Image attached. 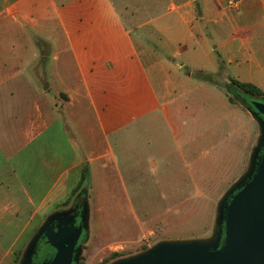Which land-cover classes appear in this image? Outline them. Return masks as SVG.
Returning <instances> with one entry per match:
<instances>
[{"label":"crops","instance_id":"obj_1","mask_svg":"<svg viewBox=\"0 0 264 264\" xmlns=\"http://www.w3.org/2000/svg\"><path fill=\"white\" fill-rule=\"evenodd\" d=\"M221 68L264 94V0H0V264L68 209L86 168L76 197L118 230L149 209L125 210L128 187L194 202L243 170L258 137L246 108L226 95V130L191 122L223 89L195 74Z\"/></svg>","mask_w":264,"mask_h":264},{"label":"water","instance_id":"obj_2","mask_svg":"<svg viewBox=\"0 0 264 264\" xmlns=\"http://www.w3.org/2000/svg\"><path fill=\"white\" fill-rule=\"evenodd\" d=\"M251 105L247 110L259 126L258 137L246 172L217 205L212 236L164 240L109 264H264V97ZM89 221L87 201L51 215L18 264H38L34 258L41 240L55 251L41 264H79L84 249L80 241L88 234Z\"/></svg>","mask_w":264,"mask_h":264},{"label":"rangeland","instance_id":"obj_3","mask_svg":"<svg viewBox=\"0 0 264 264\" xmlns=\"http://www.w3.org/2000/svg\"><path fill=\"white\" fill-rule=\"evenodd\" d=\"M224 73V70L221 68V72L215 76L218 82L222 83L227 80ZM220 95L221 97H218L216 102H212L209 107L199 108V112L195 113L191 119L192 124L195 117L202 118L201 116L210 118L211 122L214 114L215 121L218 124H222V126L226 125L227 129V92L224 88L221 90ZM198 126L195 130H198ZM254 126L258 131L259 126L256 122H254ZM226 129L224 128V130ZM250 157L251 152L243 170L227 171L226 173L223 172L221 177L217 176L213 183L217 186L214 194H212V188H198L200 197L198 201L194 202L185 201L184 203L165 204L161 200L164 188L152 187L149 188L151 189L150 192L146 188V192L143 191V194H140L139 192H134L136 188L128 187L131 202L124 203L125 210L132 212L134 208L138 211L144 208L149 209L145 210L144 216L138 221L139 223L135 222L134 225L125 224L119 228L120 231L118 230V222L120 220L108 218L106 214L96 213L94 210L91 211L92 203L87 201L90 214L89 231L79 264H102L104 260H109L114 253L124 255L125 257L135 255L144 251L145 248H151L164 240L206 239L211 237L217 205L231 186L246 172ZM86 183H84L83 189H85V185L88 186ZM122 191H124V188ZM191 193L197 194V189L191 191L185 190L184 198L186 199V197L191 196ZM73 199V202L67 208L75 205L76 198L73 197ZM141 200L145 202H140ZM92 205L94 206V204ZM176 207L180 209H176ZM63 209H66V207L61 210ZM133 232L136 233V237L137 234H140L136 240H134V235H132ZM83 235L85 237L86 233ZM43 250L39 253L40 255L43 254Z\"/></svg>","mask_w":264,"mask_h":264},{"label":"trees","instance_id":"obj_4","mask_svg":"<svg viewBox=\"0 0 264 264\" xmlns=\"http://www.w3.org/2000/svg\"><path fill=\"white\" fill-rule=\"evenodd\" d=\"M195 78L221 85V87H223L225 89V91L227 92L229 100L232 103L239 104L246 109H248L252 106L251 105L252 100H261L264 97L263 92L257 86L250 84V83H242V82L235 80L233 78H227L226 81L220 83L216 80L215 76H213L211 74L204 73V72L196 73ZM88 177H89V171L86 168V170L83 173L81 185L77 188L75 194L73 195V197L76 198L75 203L81 202L80 198L76 197L80 191H82L83 194H85V192L86 193L89 192L88 186H85L84 187L85 189H83V185H84V183H86L88 181ZM73 197L68 203L65 204V207L69 206L73 202V200H74ZM87 198H89V197H87ZM87 238H88V234H87ZM146 249L147 248H145L144 250H146ZM42 250H43V254L40 255L39 253L42 252ZM54 254H55L54 249H52L50 246H48L44 240H41L39 243V247H38V253L35 256L34 261L38 264H41L43 261L51 260L52 257L54 256ZM21 256H22V253H20L18 255V262L20 261ZM122 257H125V256L121 255V254L114 253L109 258V260L108 259L104 260L103 263L107 264L110 261H113V260H116V259H119Z\"/></svg>","mask_w":264,"mask_h":264},{"label":"flooded vegetation","instance_id":"obj_5","mask_svg":"<svg viewBox=\"0 0 264 264\" xmlns=\"http://www.w3.org/2000/svg\"><path fill=\"white\" fill-rule=\"evenodd\" d=\"M83 201H81L80 203H75V205H74V207L76 206V205H79V204H81ZM82 211V209L80 210V212ZM80 212H78L79 213V215H80ZM85 234V233H84ZM86 239H87V234L85 235V237H84V235L82 236V238H81V241H80V243H85V241H86Z\"/></svg>","mask_w":264,"mask_h":264},{"label":"built area","instance_id":"obj_6","mask_svg":"<svg viewBox=\"0 0 264 264\" xmlns=\"http://www.w3.org/2000/svg\"><path fill=\"white\" fill-rule=\"evenodd\" d=\"M236 3V0H228V5L233 6Z\"/></svg>","mask_w":264,"mask_h":264}]
</instances>
